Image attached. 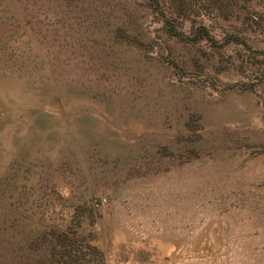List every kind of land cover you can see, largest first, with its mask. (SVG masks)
Masks as SVG:
<instances>
[{
    "label": "rangeland",
    "instance_id": "obj_1",
    "mask_svg": "<svg viewBox=\"0 0 264 264\" xmlns=\"http://www.w3.org/2000/svg\"><path fill=\"white\" fill-rule=\"evenodd\" d=\"M0 264H264V0H0Z\"/></svg>",
    "mask_w": 264,
    "mask_h": 264
}]
</instances>
